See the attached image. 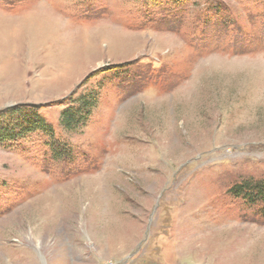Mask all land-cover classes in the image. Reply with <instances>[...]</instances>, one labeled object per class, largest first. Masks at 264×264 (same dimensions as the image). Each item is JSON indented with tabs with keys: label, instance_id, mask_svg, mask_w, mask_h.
I'll use <instances>...</instances> for the list:
<instances>
[{
	"label": "rangeland",
	"instance_id": "rangeland-1",
	"mask_svg": "<svg viewBox=\"0 0 264 264\" xmlns=\"http://www.w3.org/2000/svg\"><path fill=\"white\" fill-rule=\"evenodd\" d=\"M23 115L53 134L0 141V264H264L235 191L264 184V0H0Z\"/></svg>",
	"mask_w": 264,
	"mask_h": 264
},
{
	"label": "trees",
	"instance_id": "trees-1",
	"mask_svg": "<svg viewBox=\"0 0 264 264\" xmlns=\"http://www.w3.org/2000/svg\"><path fill=\"white\" fill-rule=\"evenodd\" d=\"M115 67V66H114ZM98 97L93 94L90 97L81 96L79 100L83 103H80V106H69L65 108L62 112V124L71 128L75 125L81 116L89 115V112L92 108L97 105ZM89 101V102H87ZM21 107H15L12 109V113L18 111ZM23 109V108H22ZM22 112V111H21ZM22 117L25 118L22 124L10 126H1L0 125V141L12 140L18 136H24L27 133L33 132L35 130H48L53 134V127L47 122V120L41 116H31V117ZM248 185V186H247ZM239 190V191H238ZM235 191L238 195H243V197L252 201H263L264 202V184H248V182L242 183L238 186H235ZM260 212L264 216V205L261 208Z\"/></svg>",
	"mask_w": 264,
	"mask_h": 264
}]
</instances>
